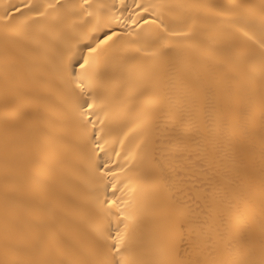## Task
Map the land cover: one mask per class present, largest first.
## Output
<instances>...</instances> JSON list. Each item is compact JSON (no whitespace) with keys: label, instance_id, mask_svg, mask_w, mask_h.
<instances>
[{"label":"bare ground","instance_id":"obj_1","mask_svg":"<svg viewBox=\"0 0 264 264\" xmlns=\"http://www.w3.org/2000/svg\"><path fill=\"white\" fill-rule=\"evenodd\" d=\"M264 0H0V264H264Z\"/></svg>","mask_w":264,"mask_h":264},{"label":"snow or ice","instance_id":"obj_2","mask_svg":"<svg viewBox=\"0 0 264 264\" xmlns=\"http://www.w3.org/2000/svg\"><path fill=\"white\" fill-rule=\"evenodd\" d=\"M86 2H87V0H86ZM262 47H264V45H262Z\"/></svg>","mask_w":264,"mask_h":264}]
</instances>
